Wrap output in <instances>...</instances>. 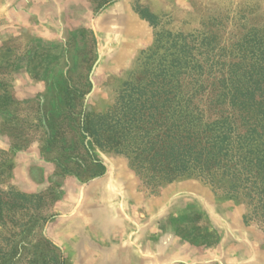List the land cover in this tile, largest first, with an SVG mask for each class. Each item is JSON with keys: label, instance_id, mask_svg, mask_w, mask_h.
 I'll use <instances>...</instances> for the list:
<instances>
[{"label": "rangeland", "instance_id": "1", "mask_svg": "<svg viewBox=\"0 0 264 264\" xmlns=\"http://www.w3.org/2000/svg\"><path fill=\"white\" fill-rule=\"evenodd\" d=\"M251 29L264 0H0V264H264L260 199L163 164Z\"/></svg>", "mask_w": 264, "mask_h": 264}, {"label": "trees", "instance_id": "2", "mask_svg": "<svg viewBox=\"0 0 264 264\" xmlns=\"http://www.w3.org/2000/svg\"><path fill=\"white\" fill-rule=\"evenodd\" d=\"M235 50L237 60L222 64L218 75L200 67L191 88L169 103L172 133L163 164L165 175L195 172L212 184L228 182L229 193L244 186L250 199H260L253 204L259 215L264 210V33L251 29ZM176 122L181 133L175 134ZM150 156L148 163L161 162L157 153Z\"/></svg>", "mask_w": 264, "mask_h": 264}]
</instances>
